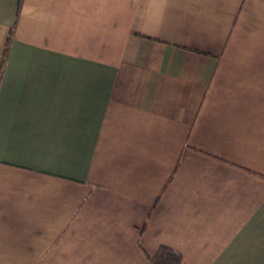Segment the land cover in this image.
Wrapping results in <instances>:
<instances>
[{
  "label": "crops",
  "instance_id": "1",
  "mask_svg": "<svg viewBox=\"0 0 264 264\" xmlns=\"http://www.w3.org/2000/svg\"><path fill=\"white\" fill-rule=\"evenodd\" d=\"M160 247L264 264V0H0V264Z\"/></svg>",
  "mask_w": 264,
  "mask_h": 264
},
{
  "label": "trees",
  "instance_id": "2",
  "mask_svg": "<svg viewBox=\"0 0 264 264\" xmlns=\"http://www.w3.org/2000/svg\"><path fill=\"white\" fill-rule=\"evenodd\" d=\"M5 58V52L3 53ZM180 255L166 247H160L156 253L149 258L151 264H180Z\"/></svg>",
  "mask_w": 264,
  "mask_h": 264
}]
</instances>
